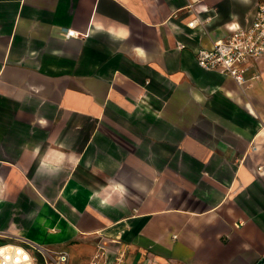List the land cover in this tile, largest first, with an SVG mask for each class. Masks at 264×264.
Here are the masks:
<instances>
[{
	"label": "crops",
	"instance_id": "obj_1",
	"mask_svg": "<svg viewBox=\"0 0 264 264\" xmlns=\"http://www.w3.org/2000/svg\"><path fill=\"white\" fill-rule=\"evenodd\" d=\"M257 3L205 0L188 29L187 0H0V245L264 258V58L243 89L195 60Z\"/></svg>",
	"mask_w": 264,
	"mask_h": 264
},
{
	"label": "built area",
	"instance_id": "obj_2",
	"mask_svg": "<svg viewBox=\"0 0 264 264\" xmlns=\"http://www.w3.org/2000/svg\"><path fill=\"white\" fill-rule=\"evenodd\" d=\"M205 0H187V11L191 20L186 27L201 29L207 19L202 20L194 12ZM64 39L77 38L73 30H64ZM184 46L177 43V48ZM264 58V2L256 4L253 21L246 27L230 30L222 39L215 40L206 48H198L195 53L196 65L203 71L213 72L229 77L241 89L247 83L246 74L258 60ZM260 73L254 71L251 81L259 79ZM252 150L255 147L252 146ZM258 167L256 172H261ZM124 250H116L113 258L108 261L102 249H99L88 264H125ZM68 251H56L42 246L33 245L24 238H17L12 243L0 245V264H69Z\"/></svg>",
	"mask_w": 264,
	"mask_h": 264
},
{
	"label": "rangeland",
	"instance_id": "obj_3",
	"mask_svg": "<svg viewBox=\"0 0 264 264\" xmlns=\"http://www.w3.org/2000/svg\"><path fill=\"white\" fill-rule=\"evenodd\" d=\"M258 2H263V1H259V0H258ZM20 238H21V237H20ZM14 240H16V239H14ZM0 244H1V243H0ZM53 250L61 251V250H57V249H53ZM68 263H69V264H82V262L78 261V260L75 259V258H70Z\"/></svg>",
	"mask_w": 264,
	"mask_h": 264
},
{
	"label": "water",
	"instance_id": "obj_4",
	"mask_svg": "<svg viewBox=\"0 0 264 264\" xmlns=\"http://www.w3.org/2000/svg\"><path fill=\"white\" fill-rule=\"evenodd\" d=\"M257 264H264V258L259 259Z\"/></svg>",
	"mask_w": 264,
	"mask_h": 264
}]
</instances>
